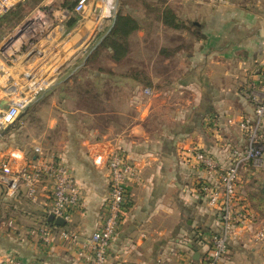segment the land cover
I'll use <instances>...</instances> for the list:
<instances>
[{
	"label": "crops",
	"instance_id": "obj_1",
	"mask_svg": "<svg viewBox=\"0 0 264 264\" xmlns=\"http://www.w3.org/2000/svg\"><path fill=\"white\" fill-rule=\"evenodd\" d=\"M165 5L184 22L186 29L176 34L186 43H168L164 34L180 30L159 19L162 28L157 33L165 45L143 42L146 33L139 27L129 34L123 58L112 60L106 48L107 60L89 71L88 78L97 84L105 73L116 78V93L108 97L115 101L116 123L104 129L85 127L66 107L76 99L68 87L72 76L88 68L89 59L101 56L99 50L92 58L104 36L106 17L103 8L91 13V4L81 13L66 15L58 34L66 37L53 50L50 68L37 71L52 77L49 94L32 98L17 120L0 130V166L8 161L17 170L54 159L74 176L81 204L64 226H51L47 210L52 179L39 178L32 202L22 183L13 192L1 183L0 169V264L8 256L39 264H85L77 252L88 253V238L102 223L109 192L105 157L114 146L137 165L139 175L127 189V208L108 248V264H188L196 249L202 251L198 234L220 231L217 210L197 191L208 175L186 149L196 146L224 166L230 162L229 147L244 145L238 121L254 119L251 97L260 91L264 64V0H167ZM72 24L75 30H68ZM176 46L172 57L158 55L164 53L161 48ZM3 59L0 56V70L5 72L20 73L32 66L24 62L13 69ZM144 87L151 90L149 95ZM36 146L42 155L34 152ZM263 187L264 169L241 173L238 200L247 221L235 228L224 264H264V240L255 236L264 228ZM42 226H51L49 245L37 234ZM62 230L74 233L77 243L61 238Z\"/></svg>",
	"mask_w": 264,
	"mask_h": 264
},
{
	"label": "built area",
	"instance_id": "obj_2",
	"mask_svg": "<svg viewBox=\"0 0 264 264\" xmlns=\"http://www.w3.org/2000/svg\"><path fill=\"white\" fill-rule=\"evenodd\" d=\"M19 1L21 0H0V18ZM63 1L69 0H61L60 2ZM92 3L93 0H75L70 9L65 6L61 7L62 14L58 19L60 28L62 29L66 15L81 13L87 4L92 5ZM102 8V14L109 18L112 2L107 12L105 7ZM40 13L42 15L45 12ZM30 20L26 28L18 29L21 39L17 47H11L9 44L5 48L2 45L5 38L0 42V56L4 58L3 63L10 64V68L13 67L14 69L19 63L29 62L32 59V53L27 55V59L20 60L17 58L15 53L21 50L22 45L27 47L26 52L28 53L31 49L35 50L41 41L39 38L34 44L26 45L27 40L33 39L37 32V27L34 26L36 20L33 21L32 25H30ZM28 34L29 37L31 35L32 37L26 39ZM31 65L20 73L0 70V130L13 124L31 99L45 92L52 83V77L37 73L39 69L38 66L34 67L36 63ZM259 84L260 91L251 97L254 105V119L252 122L243 119L238 121V127L243 133L245 142L241 147H229L231 157L228 165L223 166L211 154L196 146H189L186 149L208 175V179L198 185L197 191L206 198L210 207L217 210L220 226V231L216 234H198L197 245L202 251L196 249L199 253L198 258L196 260L190 258L188 264H224L229 249V241L235 232V228L247 221L246 209L238 200V185L239 177L243 171L264 169V64L260 69ZM142 91L145 95H149L151 90L144 87ZM228 122H231V119H228ZM34 152L42 155V150L38 146L34 147ZM94 161L100 162L101 156H95ZM105 165L108 170L109 192L103 220L88 238V253L86 254L82 250L77 252V256L83 259L85 264H108V248L127 208V189L131 182L138 180L139 169L137 165L127 157L120 147L113 148L107 153ZM0 169L2 172L1 179L6 178L11 181L10 185H7L12 190L11 192L15 191L19 183H22L25 186L27 198L32 202L36 201V182L43 175L50 177L53 181V188L51 204L47 210L48 216L61 217L67 222L70 220L72 211L81 204V191L74 176L62 163L54 159L32 162L17 170H13L8 161H4L1 163ZM11 223L12 221H8V224ZM50 227L42 226L37 231L39 239L45 245H49L53 239ZM255 236L259 240H264V228L258 229ZM60 237L70 240L73 244L77 243L74 233L62 230ZM1 264L39 263L8 256L1 261Z\"/></svg>",
	"mask_w": 264,
	"mask_h": 264
},
{
	"label": "rangeland",
	"instance_id": "obj_3",
	"mask_svg": "<svg viewBox=\"0 0 264 264\" xmlns=\"http://www.w3.org/2000/svg\"><path fill=\"white\" fill-rule=\"evenodd\" d=\"M60 1L61 0H21L14 6L10 7L9 10L0 18V42H2L3 38L11 35L14 31L27 27L28 21L31 16L35 14V12H45L41 15V17H39V19L45 23L41 24L38 20H36V23L34 24L35 28L37 27L35 37H33V39H29L32 35L31 37H29V34L26 35V39H29L26 42V45L28 46L31 43L34 44L37 39L40 38L41 41L38 43V47L35 46L36 49H33L34 51L31 49L27 53V47L22 45L21 50L15 54L17 58L23 60L27 59V55L29 53H32L34 58L32 55V59L29 60L30 64H33V62L36 63V66L34 67L38 66V69L44 68L42 71L45 70L46 67L50 68L53 50L59 47L60 40L66 37V33L63 34V36L58 35L61 30L58 19L60 18V14H62L61 7H64V1ZM74 1L75 0H69V5H73ZM111 2V16L109 18H105L106 21H103V28L101 27L102 32L111 25L112 19L117 12L130 13L133 16L138 17L140 27H142L146 33V35L144 34V36L141 37L143 42L149 40L148 43L156 44V47H158L161 43L165 45V42L163 41L164 36H161V34L157 33V31L162 28L159 24L160 11L167 0H106V2L104 0H93L91 13L95 6L98 8L105 7L108 10L111 6ZM170 6L176 10L177 6L175 4H171ZM180 23L182 24V27L178 29L180 31L164 34L167 36L168 43L177 45V43L187 42L186 39L185 42H182V36L176 34L182 33L181 30L186 29V26L183 24L184 22L181 21ZM74 26V24L68 26V30L72 29ZM75 28L76 27L73 29L75 30ZM152 34L153 36H151ZM177 48V46L171 48L163 47L161 49H163L164 53L160 52L158 55L165 56L168 54L172 57ZM105 49L106 48L100 49L102 52L98 60L95 59V61H93V59H89V67L79 69L78 72L72 76L73 79L68 84V87L71 89L72 94L76 99L69 101L66 108L74 111L75 116L78 117L77 119H82V123H85V127L95 125L99 129H104L108 123H116V113L114 108L115 101L111 99L113 94L116 93V84H113V80L116 82V78L114 79L112 73H105L102 81L98 84L95 81H91V78H88L90 69L96 70V63H99V61L102 62V60H107L108 57L105 54ZM166 49H168V51H166ZM38 55H41V57H38ZM76 61L77 62L73 64V66H70L69 69L66 70L64 75L69 73L71 67H76L77 64L81 63L82 58ZM173 62H175V60ZM105 69L106 68L104 67L103 70ZM136 74L139 79H145V74H143V72L138 71ZM49 88L42 94H49ZM108 97L111 98L108 99ZM89 133L94 134V136L97 135V132L95 134L89 131ZM95 137L98 138L97 136ZM114 148L116 147L114 146Z\"/></svg>",
	"mask_w": 264,
	"mask_h": 264
},
{
	"label": "trees",
	"instance_id": "obj_4",
	"mask_svg": "<svg viewBox=\"0 0 264 264\" xmlns=\"http://www.w3.org/2000/svg\"><path fill=\"white\" fill-rule=\"evenodd\" d=\"M64 6L68 9L72 7L69 5V1L64 2ZM159 19L167 26L179 29L182 24L176 17L175 12L169 7L164 5L160 11ZM110 27V26H109ZM108 27V28H109ZM140 24L136 18H134L129 13L117 12L115 14L114 24L108 30L104 31V36L100 41L98 48L92 54V58L97 55L100 48H107L111 51L110 58L114 61H118L123 58L128 52V36L134 30L138 29ZM262 202H264V187L261 191ZM51 226H54L53 222H47Z\"/></svg>",
	"mask_w": 264,
	"mask_h": 264
},
{
	"label": "bare ground",
	"instance_id": "obj_5",
	"mask_svg": "<svg viewBox=\"0 0 264 264\" xmlns=\"http://www.w3.org/2000/svg\"><path fill=\"white\" fill-rule=\"evenodd\" d=\"M106 2V1H105ZM106 11H108L106 9ZM39 17H41V13L40 12H35V14L33 16H31V20H30V25L33 24V21L38 20L41 24L45 23L43 22L41 19H39ZM26 28V27H25ZM20 32L19 30L14 31L9 37L5 38V40L2 42V45L6 48L9 46V44L11 45V47H17L19 42H20Z\"/></svg>",
	"mask_w": 264,
	"mask_h": 264
},
{
	"label": "water",
	"instance_id": "obj_6",
	"mask_svg": "<svg viewBox=\"0 0 264 264\" xmlns=\"http://www.w3.org/2000/svg\"><path fill=\"white\" fill-rule=\"evenodd\" d=\"M114 20H115V16L113 17L112 19V22H111V25L110 27L108 28V30L111 28V26L114 24ZM101 40V38H100ZM1 182L5 183L6 185H10L11 181L4 178V179H1ZM48 221H51L53 222L55 225H58V226H64L65 225V220L61 217H53V215H49L48 216ZM198 251H196L193 255V259H197L198 258Z\"/></svg>",
	"mask_w": 264,
	"mask_h": 264
}]
</instances>
